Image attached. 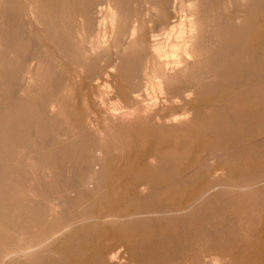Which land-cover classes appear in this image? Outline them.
I'll use <instances>...</instances> for the list:
<instances>
[{
    "label": "bare ground",
    "instance_id": "1",
    "mask_svg": "<svg viewBox=\"0 0 264 264\" xmlns=\"http://www.w3.org/2000/svg\"><path fill=\"white\" fill-rule=\"evenodd\" d=\"M137 1L144 11H132L131 0H0V14L39 33L20 56L0 32V146H13L0 157V264L36 262L88 221L91 230L104 224L111 244L82 257L86 264H143L156 241L166 243L170 264H264V203L255 205L264 196V122L239 130L244 117H264V0ZM27 130L79 163L76 180L52 151L23 155ZM229 162L240 165L234 178ZM109 168L134 207L61 218L68 199L81 202L106 184ZM216 198L252 207L232 219L237 232L222 231L225 213L218 225L207 221ZM36 220L43 228L26 239ZM192 233L222 247L181 254Z\"/></svg>",
    "mask_w": 264,
    "mask_h": 264
},
{
    "label": "rangeland",
    "instance_id": "2",
    "mask_svg": "<svg viewBox=\"0 0 264 264\" xmlns=\"http://www.w3.org/2000/svg\"><path fill=\"white\" fill-rule=\"evenodd\" d=\"M136 1L137 0H135V2ZM135 2H134V0H131V2L129 3L131 5L128 4L129 7L131 8V10L135 11L137 9L138 10L137 12H139L140 10L144 11V6L142 5L141 1H137L136 2V3H138V5ZM139 4H140V6H139ZM140 7H142L143 9H141ZM141 14H140L141 18L143 17V19H142L143 23H146V22H144L145 21L144 13L142 12ZM8 15L10 17L13 16V15H11L9 13L8 14H0V29H1L0 32L1 31L3 32L2 39L5 38V35H6L7 31H8V33L6 35V39H4V40L7 41V38H9V41H7V42H11V43L14 42L15 43L14 44V48H13L14 51H15V54L18 51L17 54H19L20 56L23 55V54H25V56L29 55V53L30 52L32 53V51H33L32 47H34V44H37L35 37H37V35L39 37V33L34 31L31 27H29L30 25L23 18H19L17 16L16 17L13 16L14 18H10ZM1 17H4V19H2ZM4 20H5V22H4ZM8 20H9V22H8ZM19 21H20V23H19ZM2 22H3V24H2ZM3 25H4V27H3ZM7 29H9L11 33ZM29 33H31V36L28 35ZM31 37H32V39H31ZM33 38H34V41H33ZM24 41H26V44L23 43ZM31 41L34 42V44ZM31 45H32V47H31ZM16 46H17V48H16ZM28 46L31 47V48H29ZM19 50H20V52H19ZM27 50L30 51L28 54H27V52H28ZM30 91H32V90H30ZM29 92L26 94L29 97H33V96L36 95V91L34 93H33V91L30 92L31 95H30ZM17 95H18V92L11 93V96L14 97V98L17 97ZM195 106L196 107H201L200 103H196ZM239 122H242L241 126H243L242 129L239 128V130H242L243 132L246 133L247 131H250V130L253 131V130L257 129L258 127H260V125L263 124V122H264V117L260 118V119L257 118V117L256 118L254 117V119H253L252 117L248 116V118L244 117ZM250 123H253V124L251 125ZM29 129H32V128H29ZM44 138H45V136L43 137L42 134L36 133L34 130H27V140L23 141L17 147H21L23 149V151H22L23 155H26V154L27 155H31V157H36L38 160H39V158L41 159L42 155H48V154H45L46 150L47 151H52V154H51L52 155V160H53V158L59 159V160H62V159L65 160V164L62 166V168L67 170V172L69 174L71 173L70 174L71 177L74 180H76V173L77 174L80 173L79 163L75 162V163L72 164L71 163L72 161L70 162V160H68L67 158H64V157L63 158H59L60 156H63V155L60 153L61 151L58 149V146L57 145H53V146L44 145ZM8 142H10V141H8ZM2 147H3V145L0 146V157H2V160H4L3 157H5V156H12L13 146H12L11 142H10V145L7 146L5 148V150H3V151L1 150ZM259 156H260V154H257V155L246 154V155H244L242 157V160H245V161L246 160H250V159L253 160L254 157H255L254 159H259ZM262 158L264 160V157H262ZM13 159H14V157H13ZM24 164L28 165L26 162H24ZM228 164H229V170H230V173H229L228 177H231V178L236 177L237 174H238V171L240 169L236 170L235 168L236 167L239 168L240 165L236 164L235 166H233V165H231L230 162ZM7 168H11V165L8 164ZM205 169H207L206 166H205ZM110 170H111V168H109V170H108L109 174L107 173L108 174L107 182H106L105 185L102 186V188H100L99 190L93 192L92 194L84 195V197H83L81 202H77L75 200H69L68 199L67 200V206L64 209V211H63V213L61 215V218H69V217L77 216L83 210H86V211H88L91 214L95 213V212H106V210L107 211L109 210L108 212L113 211V212H116V213H120V212H122V211H124V210H126L128 208L134 207V202L128 200V198L126 197L125 193L127 191V188L123 187V186H117V184H113L114 182H110L111 180L109 181V179L111 177L109 175H111V172H112V170L111 171ZM234 170H236L237 172H234ZM203 173H204V171H203ZM65 178L66 177L64 175L63 177H59L58 179H55L54 180L55 185L56 184H62L61 180H64ZM5 185H6V182L3 181L0 186H4L5 187ZM110 187H111V189H110ZM189 188H191V187H188V189ZM112 189H113V191H112ZM124 190H126V191H124ZM170 191H172L173 193L171 192L167 199L171 198L169 201H172V200L173 201H175V200L177 201L179 195L184 190L180 191V189H179V190H176V191H173V190H170ZM120 192H122V194ZM175 192H177V193H175ZM113 193H114V195H113ZM174 194H176L177 197ZM119 196H122V198L120 197L122 199V201L119 198ZM174 197H175V200H174ZM123 198H124V200H123ZM160 199L161 198H158L159 201H160ZM117 200H118V202H117ZM248 201H250V200H248ZM112 202H113V204H112ZM256 202L264 203V196L261 197L258 201H255V205H256ZM116 203H117V205H116ZM118 205H120V206H118ZM213 206H215V210L213 212H210L211 208L208 210L207 221L208 222L214 221V224L218 225V221H217V219L219 218L218 214L225 213L224 215H226V219L228 221H230V223L227 222L228 223L227 226H225V227H223L221 229H222V231L227 232L229 234L230 233L232 234L233 232H237L236 223L233 224V222L235 220H238L240 218L239 216H243L242 215L243 212L249 213V214H251V212H252V207L250 206V204L243 205V204L238 203V202H235V203L232 204V201H231V203L230 202L226 203V202H223V201H217V198L215 199L214 203L212 204V207ZM95 209H96V211H95ZM26 212H27L28 215H30V213H32L33 211L30 210V208H26ZM237 215H238V217H237ZM233 218H236V219H233ZM232 219H233V222H232ZM93 224H94L93 222L88 221V222H85V223H80L78 225H75L67 233H65L64 235H62L58 239L53 240L52 242H50V244L47 246L48 254H46V255H44L42 257H39V259L36 262H32L30 264H80V263L86 264L87 261L81 260L82 257L85 258V256H88L89 254H90V257H91L92 256L91 254H93L99 247L102 248V247L109 246L111 244V241L109 239H107V237H106V232L108 231V230H106V226L104 224H102L101 222H99L96 225V227H97L96 230H94V229L91 230V226H93ZM6 225H7L6 228L8 230H10V231L17 230V228H15L14 226L9 225V222H7ZM84 225H86V227H85L86 229H83ZM215 225H214V227L208 228V229L215 230V228H216L217 232L220 231L221 229L218 228V226L216 227ZM42 228H43V225L39 224V220H36L35 227L34 226L29 227V228L24 227V229L22 231L23 237H25L26 239H29V238H31L33 236L34 233H36L38 231L40 232V230ZM82 229H83V231H82ZM19 230H21V229H19ZM79 231L82 232V233H80ZM201 231H203V229ZM77 232H79V233H77ZM75 233H77V235H75ZM69 235H70V237H67ZM146 235H144V233H140V234H138V237L139 238L141 237L142 239H144ZM191 235L194 237L193 238L194 240H192L193 242H187V243L183 242V243H180L178 245L179 246L178 248L181 251V254H184V255L187 254L185 252H188V253L191 252V254H196V253L197 254L198 253L201 254L203 252H206V251H209V250H212V249H215V248H221L222 247V244L218 243L217 241H212V240H209V239H205L203 236H198L197 234L195 235L193 233ZM93 236H94V238H93ZM99 236L100 237L102 236V237L100 238ZM97 237H99V239ZM67 239H68V241H67ZM64 241H66V242H64ZM97 242H99V244ZM78 243L80 245H78ZM63 244H64V246H63ZM107 244H109V245H107ZM155 244L153 243L152 247H150L148 249V251H147V253L148 254H152V256L149 257V258L146 256L145 257L146 260H145V262L143 264H165V263L166 264H170V263H168L167 261L164 260L165 259L164 258L165 257V252H166V243L165 242L164 243H162V242L158 243L156 241ZM72 245H73V247H72ZM82 245L84 246V248H83L84 250H82V247H83ZM67 246H70L72 248L69 249V247L67 248ZM62 247H64V248H62ZM63 249H68V250H63ZM86 249H89V250H86ZM197 249H199V250H197ZM192 250H194V251H192ZM69 255H71L73 257L70 256L71 258H68ZM76 256L79 257V258H77ZM33 258H36V257H33ZM33 258H30L29 260H31ZM76 258L78 259L77 261H76ZM87 259L90 260L89 256L86 257V260ZM181 260H182V262H181ZM181 260H178L174 264H184V263L185 264H193V258H191V259L184 258V259H181ZM11 264H22V263L13 262Z\"/></svg>",
    "mask_w": 264,
    "mask_h": 264
}]
</instances>
